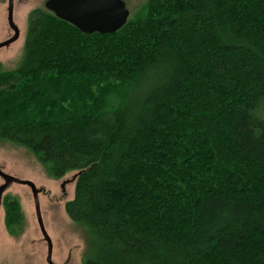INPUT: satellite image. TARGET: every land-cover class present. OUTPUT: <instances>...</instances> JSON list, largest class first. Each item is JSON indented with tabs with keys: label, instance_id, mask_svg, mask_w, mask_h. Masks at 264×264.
<instances>
[{
	"label": "trees",
	"instance_id": "obj_1",
	"mask_svg": "<svg viewBox=\"0 0 264 264\" xmlns=\"http://www.w3.org/2000/svg\"><path fill=\"white\" fill-rule=\"evenodd\" d=\"M0 139L78 171L84 264H264V0H147L105 34L32 10Z\"/></svg>",
	"mask_w": 264,
	"mask_h": 264
},
{
	"label": "rangeland",
	"instance_id": "obj_2",
	"mask_svg": "<svg viewBox=\"0 0 264 264\" xmlns=\"http://www.w3.org/2000/svg\"><path fill=\"white\" fill-rule=\"evenodd\" d=\"M45 1L14 0V21L20 29V36L16 41L0 48V70L11 71L20 64L29 14L36 8H45ZM124 1L130 11L129 18H132L147 0ZM13 35L14 30L8 22V0H0V42ZM95 94L99 97L101 92L97 90ZM96 98L92 96L85 99L75 95L70 100L77 99L74 107H79L85 101L95 102ZM62 102L71 106L70 101ZM0 167L10 175L33 181L39 188L41 213L53 243L55 264H84L91 248V236L84 225L72 221L66 212V203L74 196L78 171L53 178L29 149L4 139H0ZM3 183L0 176V185ZM7 196L18 200L24 217V228L18 235L7 230L4 205ZM47 252L48 245L38 223L31 188L25 184H11L5 190L0 206V264H48Z\"/></svg>",
	"mask_w": 264,
	"mask_h": 264
},
{
	"label": "water",
	"instance_id": "obj_3",
	"mask_svg": "<svg viewBox=\"0 0 264 264\" xmlns=\"http://www.w3.org/2000/svg\"><path fill=\"white\" fill-rule=\"evenodd\" d=\"M45 7L85 33H114L125 25L130 15V11L123 0H46ZM8 22L14 30V35L0 42V48L11 44L20 36V29L14 21V0H8ZM0 176L4 180V183L0 185V206L3 194L11 184H25L31 188L38 223L48 245L46 260L48 264H55L53 261V243L46 230L41 213L39 188L33 181L10 175L3 171L1 167Z\"/></svg>",
	"mask_w": 264,
	"mask_h": 264
},
{
	"label": "flooded vegetation",
	"instance_id": "obj_4",
	"mask_svg": "<svg viewBox=\"0 0 264 264\" xmlns=\"http://www.w3.org/2000/svg\"><path fill=\"white\" fill-rule=\"evenodd\" d=\"M124 1V0H123ZM46 2V1H45ZM125 2V1H124ZM125 4H126V2H125ZM127 7V6H126Z\"/></svg>",
	"mask_w": 264,
	"mask_h": 264
}]
</instances>
